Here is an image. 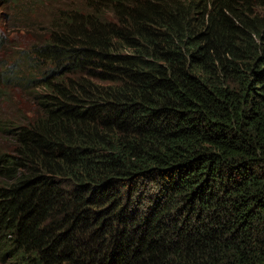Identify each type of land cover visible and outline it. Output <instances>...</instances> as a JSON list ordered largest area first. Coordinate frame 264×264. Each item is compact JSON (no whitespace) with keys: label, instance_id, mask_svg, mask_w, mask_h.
Listing matches in <instances>:
<instances>
[{"label":"trees","instance_id":"16d2710c","mask_svg":"<svg viewBox=\"0 0 264 264\" xmlns=\"http://www.w3.org/2000/svg\"><path fill=\"white\" fill-rule=\"evenodd\" d=\"M33 7L0 66L31 104L0 119V257L264 264V0Z\"/></svg>","mask_w":264,"mask_h":264},{"label":"rangeland","instance_id":"374dc122","mask_svg":"<svg viewBox=\"0 0 264 264\" xmlns=\"http://www.w3.org/2000/svg\"><path fill=\"white\" fill-rule=\"evenodd\" d=\"M29 3L30 0H0V66H6L13 54L25 51L47 32L48 19L42 10L33 7V12L27 16ZM1 90L7 94L5 98L0 96V119L3 114L13 116L19 108L26 110L31 106L29 97L13 86ZM0 264L8 262L0 257Z\"/></svg>","mask_w":264,"mask_h":264}]
</instances>
